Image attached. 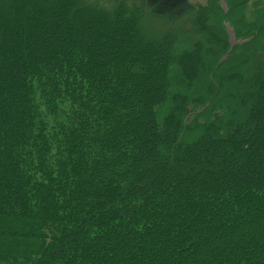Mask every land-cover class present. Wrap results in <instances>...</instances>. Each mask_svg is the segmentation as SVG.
<instances>
[{
  "label": "trees",
  "instance_id": "1",
  "mask_svg": "<svg viewBox=\"0 0 264 264\" xmlns=\"http://www.w3.org/2000/svg\"><path fill=\"white\" fill-rule=\"evenodd\" d=\"M222 1L0 0V264H264V7Z\"/></svg>",
  "mask_w": 264,
  "mask_h": 264
},
{
  "label": "rangeland",
  "instance_id": "2",
  "mask_svg": "<svg viewBox=\"0 0 264 264\" xmlns=\"http://www.w3.org/2000/svg\"><path fill=\"white\" fill-rule=\"evenodd\" d=\"M87 4L97 5L98 7L111 10L117 6L121 1L126 2L127 5H137L143 12V18L140 21V28L143 36L152 39H160L167 35L170 30H174L181 25L184 29L192 28L187 22L186 17L196 12V7L204 6L206 0H84ZM243 1V0H241ZM246 5L243 11V26L256 20L255 11H260L264 7V2L257 3L254 0H245ZM262 1V0H261ZM224 2L221 0V5ZM225 9V8H224ZM226 11V10H225ZM180 20V22L178 21ZM190 26V27H189ZM227 27V35L229 37L230 49L237 44L243 43V41L250 40H237L234 37L233 28L229 24H225ZM172 27V28H171ZM244 33V29H240ZM172 32V31H171ZM145 37V38H146ZM263 58H259L262 60Z\"/></svg>",
  "mask_w": 264,
  "mask_h": 264
},
{
  "label": "flooded vegetation",
  "instance_id": "3",
  "mask_svg": "<svg viewBox=\"0 0 264 264\" xmlns=\"http://www.w3.org/2000/svg\"><path fill=\"white\" fill-rule=\"evenodd\" d=\"M243 1H244V0H243ZM243 1H242V2H243ZM254 2L261 3V2H264V0H262V1H261V0H254ZM222 7H223V8H226L225 3L222 4Z\"/></svg>",
  "mask_w": 264,
  "mask_h": 264
}]
</instances>
